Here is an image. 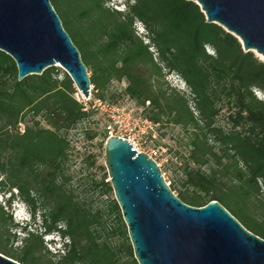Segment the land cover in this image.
I'll return each instance as SVG.
<instances>
[{"label": "trees", "instance_id": "1", "mask_svg": "<svg viewBox=\"0 0 264 264\" xmlns=\"http://www.w3.org/2000/svg\"><path fill=\"white\" fill-rule=\"evenodd\" d=\"M85 1L77 15L85 24L79 40L63 20L61 25L81 55L94 96L104 100L113 82H124L121 95L144 109L154 126H179L186 134L190 164L180 186H169L172 193L176 190L181 202L196 208L216 201L264 239V220L250 216L244 204L255 201L264 207V98L255 94L264 97V62L244 52L221 27L207 23L194 2L127 0L120 11L106 7L105 0ZM49 2L59 14V1ZM137 23L148 43L136 33ZM169 73L184 82L189 97L161 87ZM62 76L58 79L52 67L18 81L15 63L0 51V193L7 192L8 208L20 201L31 217L12 232L22 235L24 243L21 255H14L1 234L11 226V217L0 207V249L21 264H45L33 256L47 252L31 231L41 227L44 235L65 242L64 250L54 254L57 264H137L106 174L101 189L107 209H94L66 188L75 150L69 132L94 110L75 99L73 83ZM83 135L86 141L96 136L89 129ZM103 212L114 220L110 233L122 240L123 255L102 232Z\"/></svg>", "mask_w": 264, "mask_h": 264}, {"label": "water", "instance_id": "2", "mask_svg": "<svg viewBox=\"0 0 264 264\" xmlns=\"http://www.w3.org/2000/svg\"><path fill=\"white\" fill-rule=\"evenodd\" d=\"M206 22L235 37L264 62V0H188ZM0 51L17 80L61 68L88 100L91 85L80 53L49 0H0ZM105 167L137 264H264V239L210 201L191 207L166 185L155 161L126 140L107 137ZM0 264H21L0 254Z\"/></svg>", "mask_w": 264, "mask_h": 264}, {"label": "rangeland", "instance_id": "3", "mask_svg": "<svg viewBox=\"0 0 264 264\" xmlns=\"http://www.w3.org/2000/svg\"><path fill=\"white\" fill-rule=\"evenodd\" d=\"M59 9H60V20L62 24L67 27L71 35L75 39L79 40V32H83L85 29V24L82 21L77 20V15L80 11L86 8L85 0H58ZM105 6L112 8L114 10H124V6L117 5L115 0H105ZM57 12V11H56ZM136 33L141 36L144 43H148V40L143 37L145 35V30L141 24L137 23L135 26ZM82 55H84L85 50L82 48L80 50ZM151 51H153L151 49ZM207 52L211 53L210 49H207ZM255 55V54H254ZM81 56V55H80ZM256 56V55H255ZM257 57V56H256ZM58 72V79H62V73H65L61 68L55 67ZM124 82H113L110 85L109 92L104 100H99L94 96V92L91 88L90 99L84 100L79 98L76 93L74 95L75 99L78 102H83L85 107L89 105H94L96 101H102L109 105H116L123 107L131 112L134 117H141L142 119H147L144 109L138 107L134 101L131 99L122 96L121 92L125 88ZM161 87L168 92L174 90L176 92L183 93L185 96L189 97V91L184 84V82L175 74L169 73L165 75ZM256 97L263 99L262 93L255 91ZM111 95H114L111 97ZM97 107V104H95ZM147 103L145 104V107ZM101 113L98 110H94L90 117L87 120L79 123L77 127L69 132V140L74 143L75 150L71 154L69 162V173L70 180L67 183V189L73 190L75 195L83 200L86 204H89L94 209L101 208L104 210L107 209L109 201L102 194L101 181L103 180L104 174L107 176L106 167H105V155H104V145L106 138L104 137V132L101 127ZM220 123H224L221 121ZM23 125L20 127L22 131ZM89 129V131H94L96 136L92 141H86L83 135V131ZM186 134L180 129L179 126L163 123L160 126L153 127V130H146L144 134L140 135L138 142L136 143V148L139 152L152 155L156 164L158 165L163 179L169 183V186L179 187L180 179L182 177L183 169L190 164V149L187 146ZM152 152L156 153L154 156ZM205 169V168H204ZM108 181V176L105 179V182ZM222 187L223 189L228 188ZM15 194L16 191H13ZM174 195L176 196L177 191L175 190ZM8 194L5 195L0 193V207L7 215L11 217V226H7L1 230V234L4 236V244L7 250H11L12 254L21 255L20 250L23 247L22 235L12 236L14 230H18L24 226L30 220V213L27 210V207L17 201L11 208H8L6 205V199ZM114 198V195L112 196ZM264 199V198H263ZM252 204V202H245V210L250 216H257L260 219L264 220V207L260 203ZM264 203V201H263ZM237 213L241 216H244V213L239 210L237 204L232 205ZM103 228L102 232L107 238V241L113 247H119L121 254L123 255L122 247L123 242L119 236L111 234V230L114 228V220L111 216H108L107 213L103 212ZM38 219V218H36ZM38 223V220L36 221ZM19 231V230H18ZM17 231V232H18ZM31 231L34 235H37L43 241V246L46 248L45 253L43 254H33L34 257L41 259L45 264H57L59 257L54 256L56 253L57 247L53 245L55 243L56 235H44L43 228H34L32 227ZM53 241V243H50ZM0 254L7 257L3 252V249H0ZM10 258V257H8ZM15 260V259H13ZM16 261V260H15Z\"/></svg>", "mask_w": 264, "mask_h": 264}, {"label": "built area", "instance_id": "4", "mask_svg": "<svg viewBox=\"0 0 264 264\" xmlns=\"http://www.w3.org/2000/svg\"><path fill=\"white\" fill-rule=\"evenodd\" d=\"M89 99L90 96L88 100ZM95 104H97V107ZM91 107L93 110H98L101 113L102 120L100 123L103 132L107 137L114 136L124 139L128 141L137 152L139 151L136 148V143L138 142L139 136L144 134L146 130L152 131L153 127H155L147 119L134 117L129 110L123 107L109 105L99 100L96 101ZM152 154L154 156L156 155L155 152H152ZM147 156L155 161L152 155L149 154ZM165 183L167 186H169L168 182L165 181Z\"/></svg>", "mask_w": 264, "mask_h": 264}, {"label": "clouds", "instance_id": "5", "mask_svg": "<svg viewBox=\"0 0 264 264\" xmlns=\"http://www.w3.org/2000/svg\"><path fill=\"white\" fill-rule=\"evenodd\" d=\"M126 1H127V0H116L115 2H116L117 5L124 6ZM16 202H17V201H16ZM16 202H14V204H15ZM30 221H31V218H30V220L28 221V223H29ZM64 243H65V242H64L63 240H61L60 238H55V243H53V245L57 247V250H58V251H61V252H62V251L64 250V248H63Z\"/></svg>", "mask_w": 264, "mask_h": 264}, {"label": "bare ground", "instance_id": "6", "mask_svg": "<svg viewBox=\"0 0 264 264\" xmlns=\"http://www.w3.org/2000/svg\"><path fill=\"white\" fill-rule=\"evenodd\" d=\"M77 96H78L79 98H81L79 94H78Z\"/></svg>", "mask_w": 264, "mask_h": 264}]
</instances>
